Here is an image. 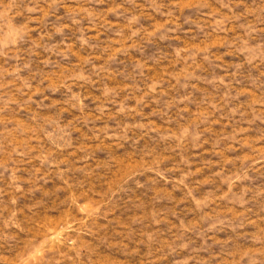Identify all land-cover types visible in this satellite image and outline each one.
<instances>
[{"label": "rangeland", "instance_id": "1", "mask_svg": "<svg viewBox=\"0 0 264 264\" xmlns=\"http://www.w3.org/2000/svg\"><path fill=\"white\" fill-rule=\"evenodd\" d=\"M0 264H264V0H0Z\"/></svg>", "mask_w": 264, "mask_h": 264}]
</instances>
